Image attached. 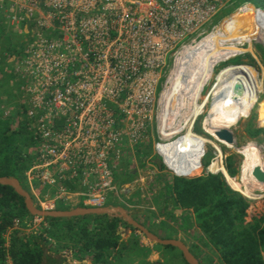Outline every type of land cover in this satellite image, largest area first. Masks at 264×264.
I'll return each mask as SVG.
<instances>
[{"label": "built area", "instance_id": "obj_1", "mask_svg": "<svg viewBox=\"0 0 264 264\" xmlns=\"http://www.w3.org/2000/svg\"><path fill=\"white\" fill-rule=\"evenodd\" d=\"M230 4L0 0V65L10 58L22 81L18 111L33 143L23 180L36 205L121 198V166L153 122L159 131L158 87ZM10 34L21 39L17 56L2 48ZM11 113L0 99V115Z\"/></svg>", "mask_w": 264, "mask_h": 264}, {"label": "trees", "instance_id": "obj_2", "mask_svg": "<svg viewBox=\"0 0 264 264\" xmlns=\"http://www.w3.org/2000/svg\"><path fill=\"white\" fill-rule=\"evenodd\" d=\"M243 4L248 6L252 4L264 9L256 4V0H232V4L214 18L212 25L222 19L218 25L177 58L171 76L179 78H169L170 81L164 89L165 96L162 101H171L177 94L182 99L186 112L183 124L176 123L175 130L171 128L167 137L168 139L177 138L183 129L189 136L180 137L178 142L181 145L166 152V163L176 167L163 164L161 153L152 155L159 170L168 169L171 173L169 176L167 174L158 175L160 189L155 196L158 198L153 200L154 206L158 205V201H160V213L166 214L168 218L174 215V210H178L179 217L177 218L193 226L204 236L208 251L202 250L196 244H193L195 250H191L189 247L200 264H264V202L262 200L251 201L228 184L229 179L237 173V168L234 166V153L227 155L224 159V168H221V172L225 174L224 177L219 167L214 166L217 157L210 162L214 156L212 146L204 145V142L190 137L193 135L188 132L187 127H192L194 118L202 112L196 111L190 101V97H193L196 90L187 91L182 80L187 74L197 76L212 74V65L216 59L235 56L243 49L250 50L251 44L246 41V34H243L239 29L240 16L247 14V11H244L243 14L241 10L233 12ZM245 5L239 9L244 10ZM254 8L250 7L251 10ZM257 12L261 29L258 31L256 39H259L264 28V12ZM237 13H239V21H236L232 26L221 23L226 17L233 19ZM4 40L5 44L2 48L9 52V57L17 56L20 51L17 50V45L11 47L10 44L13 40L8 38ZM254 46L264 61V48L259 44ZM246 54L249 57L247 64H254L253 57L249 53ZM228 63L231 62L226 64ZM232 63L237 66L246 65L240 56H237L235 62ZM227 76L239 80L233 74L224 73L219 77ZM228 81L234 82L226 79L214 87L211 94L212 101L219 88ZM204 83H199L203 89L207 84L204 85ZM234 83L237 84V82ZM237 86L240 87L239 84ZM175 88H177L176 91H174ZM253 91V99H250L249 108L244 111L235 110L232 103H226L215 113V117L219 112L232 113L233 124H235L241 116L251 110L258 99L256 110H261L264 114V95L260 96L264 93V85L255 86ZM0 96L3 103L4 97H8L9 104L12 103V97L3 92L0 93ZM12 110L14 112L11 113V116L0 115V176H14L22 184L23 173L31 162L32 141L20 120L19 111L16 108ZM249 129L251 128L248 127L246 131ZM194 130L197 133L202 132L198 126H195ZM261 133H264V127L252 128V132L248 135L256 137ZM255 144H257L255 141H249V148ZM135 151L139 163L142 164L151 149L149 146L148 149H145L144 143H141L135 146ZM132 157L129 154L121 166L123 174L119 179L120 184H126L136 176V168L132 166ZM205 157L210 159L206 161ZM209 165L211 172L218 173L205 171ZM23 187L29 190L27 185H23ZM38 191L41 192V188ZM137 196L138 191L131 192L128 196L124 195L125 203L122 202L121 205L128 209H131L129 206H132L134 210L131 213L132 216L149 230L158 235L161 230H164L167 231V234L160 235L161 237H173L177 231L167 221H159L158 226L150 223L151 215H154L155 212L142 210L136 206ZM106 204L116 205L118 202L109 200ZM74 206L85 205L78 202ZM70 207L65 203H58L55 206L56 209ZM166 208H169L170 212H165ZM34 218L29 215L23 199L13 188L0 184V264H67V256L63 254L64 251L68 252L71 260L78 264H87L86 262L107 264L120 250L141 248L137 234H132L130 242L127 240V243H124L121 240L118 230L120 227L135 229L116 217L107 215L71 218L43 217L36 227L32 224ZM6 233H8L7 245ZM155 245L162 249H176L170 245ZM185 264L187 263L185 262Z\"/></svg>", "mask_w": 264, "mask_h": 264}, {"label": "rangeland", "instance_id": "obj_3", "mask_svg": "<svg viewBox=\"0 0 264 264\" xmlns=\"http://www.w3.org/2000/svg\"><path fill=\"white\" fill-rule=\"evenodd\" d=\"M256 4L264 8V0H256ZM245 5V4H243ZM241 5V6H243ZM240 6V7H241ZM239 7V8H240ZM250 7H255L254 10H251ZM236 10V9H235ZM241 10L243 14L244 11H247V14H243L240 16L241 24L239 26L240 31L243 34H246L247 42L251 44L250 50L243 49L241 52L236 53V55L232 57H220L214 61L212 65V74H199L190 75L187 74L183 78V86L188 90L195 89L196 92L193 97H190V101H192V106L197 111H201L202 113L198 114L193 122L192 127L188 126L187 130L191 129V133L193 136L200 137V141L204 142V145H210L213 148L214 156L211 158L210 162L217 157L214 166L219 167L221 172V168H224V159L227 155L234 153V166L237 168V173L234 177L229 179V185L243 194L251 201H263L264 202V184H257L252 182L248 175L252 167L255 165L257 173L264 180V133L259 134L256 137H250L248 134L252 132V128L254 126H264V114L261 110H256L257 102L254 103L251 110H248L244 116H241L238 121L233 124V116L232 113L229 112H219L215 117V113L219 111L220 108L226 103H232L235 110L244 111L250 106V99H253V90L255 86L264 85V61L260 57L259 52L255 48V44H259L264 48V43L261 41H257L256 39L258 35V31L261 29L258 23V12H264V9H261L255 5L245 6V9ZM232 13V12H231ZM227 16V15H226ZM239 13L232 17H226V19L221 22L224 25L232 26L238 20ZM222 20V19H221ZM220 20V21H221ZM235 20V21H234ZM219 21V22H220ZM211 24V26L207 29V33L211 32L214 27L219 23ZM208 24H204L206 26ZM206 33V34H207ZM205 34V35H206ZM13 38L12 46L20 44V37L15 34H10ZM199 40V39H198ZM197 40V41H198ZM5 44V43H4ZM11 45V44H10ZM246 46V43H245ZM246 53H249L253 59L254 64L249 63V57ZM240 56L246 65L237 66L232 63L235 62L236 57ZM235 57V58H234ZM227 62H231L226 64ZM226 64V65H225ZM239 68V69H238ZM169 70L166 72V75L169 74ZM233 74L239 78V80H233L234 82H239V86L236 83L228 81L223 84L216 95L211 99L212 91L214 87L223 80H229L230 77H219L221 74ZM12 72V64L5 63L3 59V63L0 65V93L3 92L7 96L12 97V103L9 104L8 97H4V105L11 112H14L12 109L18 110L20 101L23 100V95L21 90L19 89L22 81L13 76ZM173 78H179L178 76H170ZM205 82L207 83L203 89L200 87L199 83ZM175 86V85H174ZM165 86L158 90L164 89ZM177 88L174 89L176 91ZM165 90L163 92V96ZM264 95L262 93L260 96ZM1 97V96H0ZM264 100V96H263ZM8 101V104H7ZM187 101V99H186ZM162 105V114L160 118V132L156 131L154 122L151 124V131L144 141L145 149L150 147L151 151L145 158L142 164L139 163L137 152L135 148L133 149L134 156L132 157V166L136 168V176L128 183L122 186V194L120 199L111 200L113 202L125 203L124 195H130L131 192L138 191V203L136 206H139L142 210H151L154 211L155 214L151 215V219L149 220L151 224H156L158 226L159 221H167L170 226H172L177 232L173 237L180 238L183 240L192 250L193 244L198 245L202 250L208 251V247H206L204 236L200 233L199 230L195 229L193 226L180 221L177 217L178 210H174V215L171 217H167L166 214H161V204L158 201V205L154 206L153 200L158 190L160 189V183L158 180V175L169 176L170 171L168 169L159 170L156 160L153 159L152 155L161 153V160L163 164L168 165L165 161V155L168 150L173 147H179L181 143L178 142L179 138L182 136H188L186 134L179 135L177 138H169L168 134L173 128L175 130L176 123L183 124L185 108L182 102V99L179 95L175 94L174 98L168 102H161ZM164 124V125H163ZM248 124V125H247ZM249 126V130L245 132L244 126ZM195 126H198L202 132H196L194 130ZM228 128L233 135L234 143L230 144L224 141H219L215 136L216 131ZM181 129V126H179ZM184 132V129L181 133ZM180 134V133H179ZM160 137V138H159ZM255 141V144L252 148H249V141ZM33 147V143H32ZM210 158L205 157L204 160H209ZM211 165V163H210ZM208 166V168L210 167ZM171 166V165H168ZM176 167V166H171ZM208 168H205V171L209 172ZM218 173V172H215ZM225 175V174H224ZM22 184L25 186L26 183L22 179ZM37 204V202H35ZM77 204L76 202L68 203L67 205L74 206ZM131 209H128L130 213L134 212L132 206H129ZM170 212L169 208L165 209V212ZM42 218H37L33 220V226H38V224L42 221ZM153 222V223H152ZM153 226V227H156ZM121 235V240L124 243L130 242L129 240L132 237V234H137L139 236V245L141 248H126L120 250L112 260H109L107 264H148V263H161V264H185V261L178 249H162L156 247L155 243L148 241L142 234H140L136 230H131L128 228L121 227L118 229ZM167 234V231L161 230L160 235L164 236ZM128 240V241H127ZM127 241V242H126ZM8 244V233H6V245ZM144 248V249H143ZM66 255V253L63 252ZM68 255V256H67ZM67 264H78V262L71 260L69 257L70 254L67 253ZM74 261V262H72ZM90 264L89 262H86Z\"/></svg>", "mask_w": 264, "mask_h": 264}, {"label": "water", "instance_id": "obj_4", "mask_svg": "<svg viewBox=\"0 0 264 264\" xmlns=\"http://www.w3.org/2000/svg\"><path fill=\"white\" fill-rule=\"evenodd\" d=\"M213 136H215L219 141H224L230 144L234 143L232 132L228 128H222L216 131ZM209 172L211 171L209 170ZM0 184L7 185L13 188V190L23 199L24 206L29 215L33 217L71 218L88 215H107L109 217H116L122 219L129 226L133 227L148 241H151L155 244H160L164 246L170 245L175 247L181 252L182 257L187 264H200L198 258L192 253L188 245L183 240L175 237L164 238L154 233L142 223H140L138 220H136L132 216L130 211L123 205L105 204L103 206H72L66 209H43L36 205L28 190L23 187L21 182L16 177L0 176Z\"/></svg>", "mask_w": 264, "mask_h": 264}, {"label": "bare ground", "instance_id": "obj_5", "mask_svg": "<svg viewBox=\"0 0 264 264\" xmlns=\"http://www.w3.org/2000/svg\"><path fill=\"white\" fill-rule=\"evenodd\" d=\"M239 9V6H238V8L236 9V10H234L233 12H236L237 10ZM218 25V24H217ZM216 25V26H217ZM208 34V33H207ZM206 34V35H207ZM205 35V36H206ZM203 38V37H202ZM201 38V39H202ZM200 39V40H201ZM257 41H261L262 43H264V28H263V31H262V33H261V35H260V37H259V39L257 40ZM177 60V59H176ZM175 65H176V62H175ZM175 65L173 66V69H174V67H175ZM172 69V70H173ZM171 73H172V71L170 72V75H169V78H170V76H171ZM169 78H168V80H167V85H168V82L170 81L169 80ZM167 86H165V88H166ZM164 88V89H165ZM164 89H163V91H162V99H161V102H162V100H163V92H164ZM162 114V113H161ZM161 118V117H160ZM159 132H160V124H159ZM189 136V135H188ZM190 137H193V138H196V139H198V140H202V139H200V137H197V136H190ZM160 138V137H159ZM208 168V167H207ZM208 170H209V168H208ZM248 177H249V179L252 181V182H254V183H257V184H261V185H263L264 184V180H263V178L257 173V170H256V166L254 165L253 167H252V169L250 170V172H249V175H248ZM229 184V183H228Z\"/></svg>", "mask_w": 264, "mask_h": 264}, {"label": "crops", "instance_id": "obj_6", "mask_svg": "<svg viewBox=\"0 0 264 264\" xmlns=\"http://www.w3.org/2000/svg\"><path fill=\"white\" fill-rule=\"evenodd\" d=\"M244 6V5H243ZM246 6V5H245ZM230 80H232V78H230ZM234 80V79H233ZM236 82V81H235ZM237 84H239V82H237ZM248 125V124H247ZM244 126L243 128H244V130H245V132H246V129L249 127V126ZM260 125V124H259ZM254 126V128H256V127H264V126ZM188 132H190L191 133V129L188 131ZM247 133V132H246ZM185 134V132H183V133H181L180 132V134L179 135H184ZM261 134H263V133H261ZM121 228V227H120Z\"/></svg>", "mask_w": 264, "mask_h": 264}, {"label": "flooded vegetation", "instance_id": "obj_7", "mask_svg": "<svg viewBox=\"0 0 264 264\" xmlns=\"http://www.w3.org/2000/svg\"><path fill=\"white\" fill-rule=\"evenodd\" d=\"M11 62V60H10V58H8V60H7V63H10ZM189 247V246H188Z\"/></svg>", "mask_w": 264, "mask_h": 264}]
</instances>
